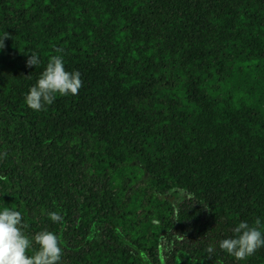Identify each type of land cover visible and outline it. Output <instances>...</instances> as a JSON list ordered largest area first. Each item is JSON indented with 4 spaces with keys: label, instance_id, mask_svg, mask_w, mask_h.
Segmentation results:
<instances>
[{
    "label": "trees",
    "instance_id": "1",
    "mask_svg": "<svg viewBox=\"0 0 264 264\" xmlns=\"http://www.w3.org/2000/svg\"><path fill=\"white\" fill-rule=\"evenodd\" d=\"M5 34L6 153L38 160L0 164V210L29 237L56 233L61 264H264V247L244 261L219 248L264 224V0H0ZM58 54L83 86L34 111L25 97Z\"/></svg>",
    "mask_w": 264,
    "mask_h": 264
},
{
    "label": "clouds",
    "instance_id": "2",
    "mask_svg": "<svg viewBox=\"0 0 264 264\" xmlns=\"http://www.w3.org/2000/svg\"><path fill=\"white\" fill-rule=\"evenodd\" d=\"M5 34L0 38V49L5 47ZM62 53L63 49H56ZM40 64V58L32 52L27 60L29 68ZM83 86L79 71H68L65 68L63 56L53 55L50 57L45 70L41 73L37 83L30 88L25 97L26 105L34 111L45 110L47 105H52L59 96L77 95ZM7 153L0 155V159ZM4 179V177H0ZM48 216L55 223H62L63 216L59 212H49ZM22 213L15 209L3 208L0 210V264H61L63 249L58 235L52 231L42 230L34 237H29L24 229ZM264 228L261 219L257 218L253 225L242 221L234 228V237L219 241V248L235 258L236 261H244L264 247ZM33 243L38 246L31 255L29 250ZM215 247L209 245L206 253L209 258L213 256ZM216 264H219L216 261Z\"/></svg>",
    "mask_w": 264,
    "mask_h": 264
},
{
    "label": "rangeland",
    "instance_id": "3",
    "mask_svg": "<svg viewBox=\"0 0 264 264\" xmlns=\"http://www.w3.org/2000/svg\"><path fill=\"white\" fill-rule=\"evenodd\" d=\"M11 120L13 117L10 118ZM4 123L2 119H0V155L6 152V149L8 147H12V144L10 142V137H14L15 134H13V130L8 128L7 126H4ZM5 128L3 131L2 129ZM17 151L15 154H11L9 156H6L3 159H0V164L3 162H6L9 158V160H12V165L17 167H30L32 164L34 165V162L38 160L37 154H34L33 151H25L22 150L21 147L17 146ZM40 167H43V164L40 165ZM147 182V177H143L140 184L144 185ZM85 184L89 185L91 187V192L95 194H103L105 192V185L106 181L99 179L96 175L89 176L86 178ZM139 185V184H138ZM134 186L131 191L137 188V186ZM167 199L173 201L176 204H183L184 203V196L182 193L177 192L176 194L171 193L166 196Z\"/></svg>",
    "mask_w": 264,
    "mask_h": 264
}]
</instances>
